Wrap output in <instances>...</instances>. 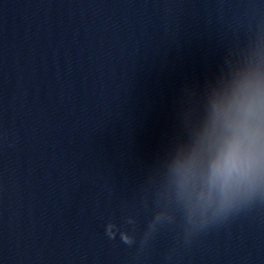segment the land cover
Returning <instances> with one entry per match:
<instances>
[{"label":"clouds","instance_id":"9594fccd","mask_svg":"<svg viewBox=\"0 0 264 264\" xmlns=\"http://www.w3.org/2000/svg\"><path fill=\"white\" fill-rule=\"evenodd\" d=\"M173 171L194 224L219 219L249 199L264 179V92L245 78L214 100L197 143Z\"/></svg>","mask_w":264,"mask_h":264}]
</instances>
